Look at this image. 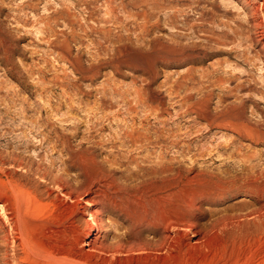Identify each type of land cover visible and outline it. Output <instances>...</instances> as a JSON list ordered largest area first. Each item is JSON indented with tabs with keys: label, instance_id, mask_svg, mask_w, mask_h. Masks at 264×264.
<instances>
[{
	"label": "rangeland",
	"instance_id": "374dc122",
	"mask_svg": "<svg viewBox=\"0 0 264 264\" xmlns=\"http://www.w3.org/2000/svg\"><path fill=\"white\" fill-rule=\"evenodd\" d=\"M263 29L264 0H0V203H6L10 212L22 210L26 239V243L17 240L13 257V235L1 231L0 264H56L48 258L51 254L80 259L82 264H264V215L251 214L260 203L242 191L200 204L203 209L190 218L202 229L200 238L187 230L190 236L182 233L169 250L85 253L79 243L91 216L72 213L49 177L63 174L75 189L84 180L58 143L60 135L71 132L77 154L96 158L105 170L113 166L115 148L105 142L118 128L111 130L110 120L109 125L105 120L107 128L93 129L92 142L100 140L97 144L103 147L96 150L88 148L91 144L84 136L86 112L96 109L108 113L136 109L141 115L165 109L164 116H150L142 132L153 140L176 122L180 146L190 142L194 148L185 153L180 147L167 155L194 157L198 165L194 173L202 170L208 179L225 170L243 175L252 162L264 170V144L242 139L225 127L210 129L207 120L186 108L207 97L209 109L219 117L222 106L238 105L246 94L247 118L253 122L264 115V93L258 89L264 85V49L258 41ZM180 81L188 82V87L177 89ZM240 81L241 89L236 86ZM176 89L181 97L193 92L180 116ZM220 144H228L229 149ZM124 169L114 174L120 185H126ZM44 170L49 173L46 177ZM97 172L91 168L90 178ZM93 195V191L84 193L81 203ZM126 220L119 211L102 213L99 228L110 247L125 238ZM3 235L10 236L9 244L1 241ZM143 237L159 240L149 232Z\"/></svg>",
	"mask_w": 264,
	"mask_h": 264
},
{
	"label": "bare ground",
	"instance_id": "6f19581e",
	"mask_svg": "<svg viewBox=\"0 0 264 264\" xmlns=\"http://www.w3.org/2000/svg\"><path fill=\"white\" fill-rule=\"evenodd\" d=\"M203 2H204V0H203ZM194 3H196V2H194ZM198 5H200V3H198ZM158 8H159V6H158ZM202 12H204V11H202ZM256 13L257 12H255V14ZM169 21H172V20H169ZM94 29L92 28V30H94ZM258 41L263 43V49H264V31L262 32V35L259 37ZM99 45H100V43H99ZM178 47H179V45H178ZM174 50H176V49H174ZM178 51H180V50H178ZM184 52H185V50H184ZM174 53H176V52L174 51ZM181 53H182V51L180 52V54ZM176 54L178 55V53H176ZM187 55H190V54H187ZM111 56L112 55H110V57ZM100 57H101V55H100ZM131 57H132V55H131ZM186 57H188V56H186ZM186 57L183 56L184 59ZM194 57H195V55H194ZM107 60H110V59L108 58ZM107 60L105 59L106 62H107ZM102 61H104V60H102ZM121 61H122V59H121ZM183 61H185V60H183ZM96 62H98V61H96ZM100 64H102V62H100ZM91 71H93V70H91ZM95 74L97 75V73H95ZM93 75H94V73H93ZM196 77H197V75H196ZM198 78H200V77H198ZM181 83L178 82V84H176L177 89L178 88L182 89L183 86L185 88L188 87V84H189L188 82L182 83V84ZM239 83H241V84L236 85V86H239L238 88H240V87L242 88L244 86L242 81H240ZM237 84H238V82H237ZM255 88H257L256 85H255ZM177 89H176V96L181 97L179 94L181 92V90H177ZM192 89H194V88H192ZM258 89H260L261 92L264 93L263 83L261 85V88H258ZM226 90H228V89H226ZM208 93H210V92H208ZM102 95L100 94V96H102ZM245 95L244 96L242 95L243 97L240 96L241 100L238 98L239 99L238 105H234V104L230 105L229 104L226 108L224 106H222L224 109L221 112L219 117H217L218 114L216 116H214L212 114L211 110L209 109L208 99H206L207 97L202 98L199 101H197L198 99H196L197 102L188 103L187 107L186 106L185 107L188 109L187 111H189V110L195 111L197 113L198 117H201V118L207 120L209 123L207 126L210 127V129L213 127H225V128H228L229 130L233 131L234 133H236V135L241 137L242 139L244 138V139L250 140L254 144H264V115L262 113V115L260 117L258 116L257 117L258 119L254 120L253 122L247 118V116H246V103H245L246 98H244V97H246ZM103 97H105V96H103ZM110 97H111V95H110ZM137 97L138 96H136V100H139L140 97H138V98ZM192 97H193V92L192 93L188 92L185 95H183L180 98V100L178 99L179 101H181V103L179 102L180 105L178 106V108H179L178 112H177L178 116H180V114H182V112H181V108L183 110L182 106H184V104H187L186 102H188V100L192 99ZM101 98H100V100H101ZM160 98H161V96H160ZM111 99H113V97ZM65 100H67V99H65ZM123 100H125V99H123ZM141 101H143L142 97H141ZM141 101H139V102H141ZM170 101H171V99H170ZM106 102H108V101H106ZM210 102H211V100H210ZM229 103H230V101H229ZM231 103H232V101H231ZM226 104H228V103H226ZM162 106H163V104H162ZM71 107L73 108V106H71ZM79 107L80 106H78V108ZM75 108L77 109V106ZM121 108H123V107H121ZM80 109H81V107H80ZM219 109L221 110L222 108L220 107ZM96 110H98V109H96ZM101 110H103V109H101ZM54 111H57V109ZM70 111L72 112V110H70ZM95 111L91 110V111L86 112V116H85L86 119L85 120H86V123L88 125V127H87L88 134H86V132H84L85 130H82V131L85 133L84 136H87V139L89 140L88 142L91 144V146L88 148L92 149V150H96L97 147L101 146V145L97 144L100 140L97 143H96V141L92 142V140H93L92 138L95 137L93 134V132H94L93 129L96 130L98 128L99 130H103V129L107 128L105 120H107V121L110 120V123H111L110 126H112L110 128L111 130L114 128V126H115V129L116 128L119 129V130L116 129L115 131L110 130L111 131L110 136L108 135L109 137L106 139V142H105L106 146L110 145L111 147L115 148L114 149L115 151L113 153L114 154V160L112 159L113 161H111V163L114 167L110 166V168L108 170H105L103 168V165H101L102 163L100 164V163L96 162V160H95L96 158L87 157V156H85V154H83V152H82V154H80L79 152H78L79 154H77V152L72 148L73 145L71 146L72 143H70L69 136H71V134H72V132H71V134L69 136L65 135V134L60 135L58 143H60L62 145V147L70 155L68 160L71 161L74 165L78 166L79 169L81 170L80 175L84 177V180H83V182L81 181V183L78 185L79 186L78 188L80 189V191L78 190V188H76V189L73 188L72 181H70L71 179H68L63 174L52 175V174L46 173L45 170L43 172L41 171V173H43V175H42L43 177H46V175L49 174V177L51 178V182L53 183L54 187H56L59 190L61 197L65 198V201L68 205V208L71 209L72 213H76L80 216H82L84 214H89L91 216L90 217L91 221L88 224L87 231L84 235L81 236L82 241H80V243H79L84 247L83 250L85 251V253H87V252L104 253L107 250H113L116 253H134V252L135 253H142V252H147L149 250H152L153 248H159L160 250L161 249L169 250V249L173 248V245L177 241L178 236H180L182 233H185L184 231H187V230L188 231L193 230L192 236H194V237L199 236V238H200L202 229L200 230L197 222L194 223L192 221L194 215L197 213L196 211L197 210L200 211V208H202V207H200V204L203 201H206V202H207V200L211 201V199L225 198V196H227V194L231 193L232 191H242L243 193L251 195L255 199L256 202L260 203V207L257 208L256 210L252 211L251 214H253V215L257 214V216H259V217L260 216L262 217L264 215V170H258L259 168L257 169L258 164H260V163L253 164V162H252L253 165L251 164L250 167H246L249 170L247 173H244L243 175L242 174L240 175V173L237 171L234 173L230 170H225L222 172V174H220V173L215 174L212 177L210 176L211 178L208 179L207 175L202 170H201V172L194 173L196 166H198L196 164L195 160L193 159L194 157H189L190 159L187 160V158L185 156H183L184 153H182L183 154L182 159L176 157L173 154H172L173 156H170L171 155L170 153H169L170 154L169 156L167 155L168 154L167 151L168 152L169 151L175 152V149H179L180 147H183L180 149H183L182 151L185 153L187 151L188 152L191 151V149L194 148L189 141H188L189 143L185 142L184 145L182 144L183 146L182 145L180 146V142L177 141V139H176V135H177L176 132H178L179 130H178V128L175 130V127H176L175 123L176 122L175 123L172 122L173 118H172V120L170 118V120H171L170 122H172V123L169 122L170 126H168L169 124L167 123L168 127L166 128V131H165V129L160 131L158 134H156L157 136L153 140H152V138H150L151 136H149L151 134L148 135V132L147 133L142 132V130L144 131L145 127H147L149 125L150 119L152 118V117L150 118V116H155V117H160L162 115L164 116V114L167 113V111L165 109H155V110L150 111L151 113L149 111H147V113H144L142 115H141V113H139L138 110L136 111V109L135 110L129 109V110L125 111V113H121V112H123L122 110H120L121 112L114 111V113H108L109 111L108 112H105V111L102 112L100 110H98L99 112L98 111L95 112ZM176 111H177V109H176ZM74 112H75V110H74ZM80 112L82 113V111H80ZM255 112H257V111H255ZM49 113H50V111H49ZM56 113L58 114V111ZM99 113H100V115H98ZM82 115H84V114H82ZM256 116H257V114H256ZM72 118H74V117H72ZM175 118H177V117H175ZM76 119H78V118H76ZM73 122H76V121H73ZM80 122H82V121L80 120ZM77 123L78 122H76V124ZM86 123L83 122V124H85V125H86ZM194 124L195 123H193L192 126H194ZM108 125H109V121H108ZM74 126H75V124H74ZM78 126H79V124H78ZM163 127H164V125H163ZM74 129L75 128H73V130ZM194 129H195V127H194ZM56 131H54V132H56ZM82 131H80V132H82ZM187 131H188V129H187ZM75 132H76V130H75ZM209 132H210V130H209ZM56 133H58V132H56ZM180 133H182V132H180ZM71 138H73V137H71ZM82 139H84V138H82ZM44 140H45V138H44ZM100 143H102V140ZM195 143L197 144V142H195ZM208 145H209V143H208ZM227 145L222 146L220 144L219 147H221L223 149H229V148H227ZM56 146H60V145L57 144ZM215 147L219 148L218 145ZM82 148H84V147H82ZM153 153H155L156 155L154 154L152 156ZM196 154H197V152H196ZM214 154H215V152H214ZM208 155H206V156H208ZM92 165L94 168L91 167ZM116 166H119V167L116 168ZM123 166H125V169L123 170L124 173H127V175L124 176L126 178V180L124 178L126 185H123V184L120 185V183L117 182V179L114 178L115 177L114 174L116 172H118V170L121 169V167H123ZM95 167L98 169V172H97L95 178L93 177L94 178L93 179L92 177L90 178V175H91L90 170L92 168L95 171V169H96ZM38 169L40 170L41 168L39 167ZM41 170H43V169H41ZM242 170L243 169H241V171ZM123 171H122V173H123ZM91 172H93V170ZM93 173H95V172H93ZM208 175H210V174H208ZM200 184H202V186H201L202 188L199 187ZM88 191H93L94 195L90 199H86L84 201V203H81V199H83L82 198L83 194L87 193ZM35 199L37 200V198H35ZM110 209L113 212L119 211V213H122V215H125V217L128 219V220H126L127 223L129 222L128 231H127V233H124V234H126V235H124L125 238L123 237V239H120V241L118 240L119 243H117V245H115L114 247H110L107 244L106 237L102 236L101 230L99 228V225L101 223L102 213L106 212L107 210H110ZM188 213H190V214H188ZM190 218H192V219H190ZM24 225H25L24 216H23L22 210H20V208L18 209L17 212H10L6 206V203H0V232L2 231L5 233V231L8 230L9 233L13 235L12 236L13 237L12 242L15 245V247H13L14 249L12 248L14 251V252L12 251L14 253L13 257H15L16 250L18 249V248L16 249L17 240L20 239L21 243H26V239L24 238V234H23L24 233L23 232ZM127 226H128V224H127ZM145 232H149V233L153 234L155 237H159V240L158 241L156 240L155 242L146 241L143 237ZM187 233H185V234L190 236ZM4 235H6V234H4ZM7 236L2 237L1 241H4L5 243H7L9 241L8 237H10V236H8V237ZM12 237L10 239H12ZM198 241H199V239H198ZM8 244H9V242H8ZM48 258L50 260L54 261L56 264H82L80 259H68L67 260L64 257H58V256L52 255V254L49 255ZM6 261H7V259H6ZM7 264H8V262H7Z\"/></svg>",
	"mask_w": 264,
	"mask_h": 264
}]
</instances>
